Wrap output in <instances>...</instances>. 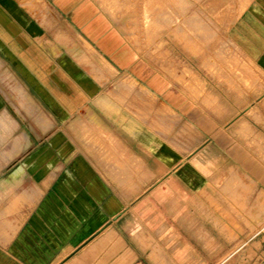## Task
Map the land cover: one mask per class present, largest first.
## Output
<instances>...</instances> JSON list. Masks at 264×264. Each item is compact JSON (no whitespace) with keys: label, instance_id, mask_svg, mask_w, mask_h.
<instances>
[{"label":"crops","instance_id":"obj_1","mask_svg":"<svg viewBox=\"0 0 264 264\" xmlns=\"http://www.w3.org/2000/svg\"><path fill=\"white\" fill-rule=\"evenodd\" d=\"M241 1L219 52L240 78L169 80L112 25L91 48L139 100L63 66L68 79H39L60 105L45 131L59 126L0 186V264H232L227 248L258 236L244 218L258 223L264 193V0ZM201 147L237 171L235 192L209 189Z\"/></svg>","mask_w":264,"mask_h":264},{"label":"rangeland","instance_id":"obj_2","mask_svg":"<svg viewBox=\"0 0 264 264\" xmlns=\"http://www.w3.org/2000/svg\"><path fill=\"white\" fill-rule=\"evenodd\" d=\"M238 4L242 1L0 0V186L31 152V147L59 126L55 122L51 130L45 131L52 124L46 112L60 111V105L42 86L40 80L43 78L65 80L68 77L61 67L72 69L76 76L84 74L98 79L101 92L109 93L107 95L121 107H124L126 97L119 94L131 93L134 100L145 93L141 86L128 82L125 87L120 84L128 79L127 75L113 72L102 56L91 48L90 44L98 42L99 38L105 46L110 39L114 40V32L108 30L110 26L114 25L138 55L169 80L176 79L175 75L183 79L190 76L214 79L220 78V74L225 78H240L239 73L219 65L226 57L229 60L226 54L220 58L219 52L224 49L220 48V43L225 45L223 36ZM107 18L113 24L108 23ZM173 65L175 68L179 65L180 70H173ZM80 66L84 70L80 71ZM50 68L57 70L56 73L49 72ZM60 90L65 91L58 88L59 93ZM130 105L136 107L142 103L134 101ZM6 121L12 125H5ZM260 122L264 125V120ZM181 128L188 129V126L181 122ZM199 144L196 136V146ZM177 146L181 153L189 152L184 150L188 147L182 143ZM202 149L196 152L195 158L200 161L201 172L212 176L209 189L235 192L241 186L233 182L237 171L230 166H220L224 162L220 153H206ZM259 201L258 223L252 226L251 218H244L245 226L250 228L245 234L256 233L258 236L251 241L240 240L237 246L227 248L230 258H238L236 264H264L262 192ZM234 260L232 264H235Z\"/></svg>","mask_w":264,"mask_h":264},{"label":"bare ground","instance_id":"obj_3","mask_svg":"<svg viewBox=\"0 0 264 264\" xmlns=\"http://www.w3.org/2000/svg\"><path fill=\"white\" fill-rule=\"evenodd\" d=\"M17 84H18V83H17ZM18 85H19V84H18ZM20 89H21V87H20ZM23 107H24V106H23ZM26 112H28V111H26ZM40 113H41V112H40ZM39 116L42 117L41 114H40ZM39 116H38V117H39ZM43 116L45 117L46 115L43 113ZM4 118H5V117H4ZM45 118L47 119V117H45ZM3 120H4V119H3ZM5 120H6V119H5ZM7 120L9 121V119H7ZM12 120H13V119H12ZM40 120H41V118H40ZM40 120H38V121H40ZM42 120L45 121V119H42ZM47 121H49V119H48ZM47 121H46V123H47V125H48V122H47ZM3 122H5V121H3ZM13 122H14V121H13ZM40 122H41V121H40ZM5 125H10V124H7V121H6ZM11 125H12V124H11ZM11 125H10V126H11ZM47 125H46V126H47ZM46 126H45V127H46ZM4 127H5V126H4ZM4 127H3V129H4ZM6 128H7V127H6ZM9 129H10V127H9ZM45 129H46V128H45ZM4 130H5V131H4ZM4 130H3V131H4L5 133L8 132V131H6V129H4ZM10 130H11V129H10ZM4 132H3V133H4ZM3 133H2V134H3ZM4 136H5V134H4ZM0 138H1V137H0ZM2 138H3V137H2ZM3 139H5V138H3ZM0 140L2 141V139H0ZM1 143H2V142H1ZM5 143H6V142H5ZM3 144H4V143H3ZM3 144H2V145H3ZM15 144H16V142H15ZM12 145H13V143H12ZM14 146H15V145H14ZM11 148H12V147H11Z\"/></svg>","mask_w":264,"mask_h":264}]
</instances>
